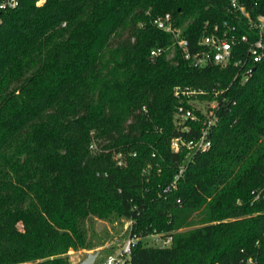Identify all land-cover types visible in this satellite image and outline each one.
<instances>
[{"label":"trees","instance_id":"obj_1","mask_svg":"<svg viewBox=\"0 0 264 264\" xmlns=\"http://www.w3.org/2000/svg\"><path fill=\"white\" fill-rule=\"evenodd\" d=\"M37 3L0 23V264H73L68 250L98 246L85 221L118 218L135 237L127 264H264V60L247 54V18L227 0ZM164 13L191 50L214 26L234 37L230 61L194 67L152 23ZM195 98L217 102L210 146L173 152L205 119ZM178 106L196 122L176 124Z\"/></svg>","mask_w":264,"mask_h":264},{"label":"built area","instance_id":"obj_2","mask_svg":"<svg viewBox=\"0 0 264 264\" xmlns=\"http://www.w3.org/2000/svg\"><path fill=\"white\" fill-rule=\"evenodd\" d=\"M231 7L239 11V13L245 16L248 20L249 27H251L255 32V39L248 44L247 54L251 61L257 62L264 60V14L258 15L254 20H251L244 10L243 6L239 4L238 0H227ZM19 4V0H0V23L3 20V16L9 10L14 9ZM152 23L159 29L167 31L171 34L174 45L179 49L183 59H186L194 67H202L207 63L219 64L220 66H225L231 59V46L235 42V38L230 36L226 37L225 33L217 34L215 33L216 26L213 27V31L210 34L202 35L196 42L195 46L198 48L191 50L187 39L180 36V30L177 27H173L171 24V18L168 13H164L153 19ZM63 25V24H62ZM233 29V27L231 28ZM238 41L246 43L248 38L245 34L241 35ZM151 55H155V51H150ZM234 65L238 64L239 61L233 62ZM249 76V71H245L242 74V81H245ZM181 93L185 97L195 95L196 93H202V91H194L190 89H181L179 87L173 88L174 96H178ZM216 94V93H215ZM214 94V95H215ZM213 105H211L206 111L204 120L201 122L198 128V135L189 139H185L180 135L173 136L169 141L170 150L173 152H178L181 149H186L191 152H202L209 148L210 140L207 135L210 127L216 122V109L217 102L213 99ZM175 115L180 118V121L191 120L195 121L194 114L188 108H183L178 106ZM183 130H187L188 126H182ZM118 164L120 162L118 161ZM181 169L178 170L180 173ZM177 173V174H178ZM176 178V177H174ZM264 198V183L262 189L259 190L254 198L258 197ZM135 237L131 236L127 238L121 251L123 254L127 255L129 253L130 247L133 245ZM170 242V237L167 236L162 238L159 246H167ZM108 264H113L111 257L107 259Z\"/></svg>","mask_w":264,"mask_h":264},{"label":"rangeland","instance_id":"obj_3","mask_svg":"<svg viewBox=\"0 0 264 264\" xmlns=\"http://www.w3.org/2000/svg\"><path fill=\"white\" fill-rule=\"evenodd\" d=\"M37 2V4H40L43 0H37ZM188 104L192 106V110H198L203 116L206 115L209 107L213 105L212 100L206 101L198 98L189 100ZM174 118L176 124L181 123L180 118L175 114ZM128 226L129 221L124 218H118L111 222L98 219L86 220L87 237L92 243H97L98 246L88 250H68L66 254L68 260L70 263L77 264L87 253L98 250V255L92 264H108L107 259L109 257L112 258L113 264L120 263L126 259V255L122 253L121 249L128 238ZM161 241L162 238L158 234H148L141 238V243L144 245L158 246Z\"/></svg>","mask_w":264,"mask_h":264},{"label":"water","instance_id":"obj_4","mask_svg":"<svg viewBox=\"0 0 264 264\" xmlns=\"http://www.w3.org/2000/svg\"><path fill=\"white\" fill-rule=\"evenodd\" d=\"M97 255H98V250L94 251L93 253H87L83 259L77 262V264H92ZM118 264H127V260L124 259Z\"/></svg>","mask_w":264,"mask_h":264}]
</instances>
